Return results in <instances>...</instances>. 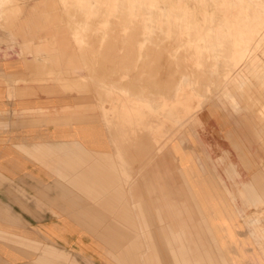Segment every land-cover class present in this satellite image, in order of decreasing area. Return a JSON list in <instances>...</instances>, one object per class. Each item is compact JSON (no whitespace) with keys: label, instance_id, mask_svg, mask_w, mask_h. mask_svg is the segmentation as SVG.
Returning a JSON list of instances; mask_svg holds the SVG:
<instances>
[{"label":"crops","instance_id":"1","mask_svg":"<svg viewBox=\"0 0 264 264\" xmlns=\"http://www.w3.org/2000/svg\"><path fill=\"white\" fill-rule=\"evenodd\" d=\"M8 1L0 0V17L4 14L8 18L4 23L16 43L26 42L22 38L37 35L34 27L42 26L34 22L38 14L31 12L19 19L15 11L20 10L15 8L8 16L1 9ZM258 30L257 34L264 29ZM4 39L0 36V174L25 192L19 206L7 200L11 212H19L26 220V226L22 227L24 234H11L28 243L43 244V249L31 255L14 248V243H0L6 247L0 250L1 261L106 264L110 247L141 244L168 246L175 250L173 255L174 250L169 249L173 256L180 254L183 259L189 255L188 238L181 237L183 230L176 234L168 229L173 227L174 203L180 208L183 221L190 183L201 189L190 192L193 202L205 204L219 202L210 197L212 192L206 187L215 189L217 181L224 179L225 171L231 174L228 187L232 193L237 192L242 182H251L264 190V131L255 116L227 118L202 111L197 116V142L191 145L189 138L186 142L181 140L180 152L174 154L170 142L160 149L159 139L165 136L168 142L201 105L200 100L196 104L194 100L190 108L189 96L184 95L182 86L181 94L172 97L136 95L125 88L124 92L115 93L116 98L109 97L106 107L101 104L99 114L85 113L82 118L77 113L74 95L60 93L51 85L26 81L39 74V70L29 65L27 56L20 54L21 46L14 50ZM24 45L34 54L47 50L45 44ZM243 46L240 44L236 50L241 53L240 61L253 52L251 45L248 44L247 52ZM54 49L49 47L53 53L43 58H55ZM222 90L226 100L238 103L228 87L223 86ZM160 98L162 102L158 101ZM135 99L139 101L133 102ZM138 103L144 105L136 106ZM138 107H142L143 114ZM135 109L139 116H134ZM146 116H152L154 121H147ZM164 122L169 125L167 130L172 129L171 134L162 130ZM140 127L156 136L157 148L146 145ZM209 164L215 171L211 175L206 174ZM200 193L206 197L200 198ZM234 202L241 201L236 196ZM202 223L210 226L208 220ZM142 230L149 231L150 242H141ZM157 230H164L165 234L172 231L180 242L174 243L168 236L163 238L164 243L160 239L158 242L156 236L153 238V231ZM229 231L231 236L225 230H214L228 260L255 263L261 259L250 232L234 227ZM164 256L166 263L175 261L166 252ZM154 260L157 264L162 261L158 257Z\"/></svg>","mask_w":264,"mask_h":264},{"label":"rangeland","instance_id":"2","mask_svg":"<svg viewBox=\"0 0 264 264\" xmlns=\"http://www.w3.org/2000/svg\"><path fill=\"white\" fill-rule=\"evenodd\" d=\"M219 1L171 0L172 4L157 5V0H9L1 7L4 13L9 16L19 8V12L15 11L16 17L22 19L35 12L38 18L34 22L42 26L34 27L37 35H25L31 39L24 37L22 39L26 42L16 43L8 33V26L4 23L8 18L3 14L0 36L14 50L21 46L20 54L27 56L29 65L39 70V74L26 81L51 85L60 93L74 95L77 113L82 118L85 113L99 114V106L106 107L107 99L124 92L125 88L136 95L172 97L181 94V86H184L183 93L189 96L190 108L194 100L195 104L200 100L201 105L175 136H171L168 142L162 136L158 142L160 149L170 142L176 154L180 152L181 140L186 142L189 138L191 145L197 142V116L202 111L227 118L253 115L260 130L264 131V4L261 0ZM176 11L178 16L174 15ZM257 29L263 32L257 34ZM27 43L45 44L47 50L34 54L26 49L24 44ZM240 44H244V52L249 49L247 44L253 48L250 56L241 61V53L236 52ZM49 47L55 48V58H43L53 53ZM223 86L228 87L237 104L226 100ZM143 110L148 111L147 108ZM146 120L154 121L152 116H146ZM167 126L168 123L164 122L162 130H167ZM168 131L171 134L172 129ZM141 137L146 145L156 147L153 133L141 128ZM230 168L234 173L231 165ZM209 169L206 174L215 173L211 164ZM224 174L215 189L206 187L212 192L210 197L219 202H193L190 192L201 189L190 183L183 221L180 208L173 204V227L168 230H174L176 234L183 230L181 237L188 238L189 243L188 257L181 259L180 254L175 257V250L164 245H116L109 248L106 264H141V261L157 264L155 257L162 260L158 264H264V190L251 182H242L237 192L232 193L228 187L231 174L226 171ZM24 195L23 188L12 185L11 180L0 174V243H14V248L32 255L42 252L43 244L28 243V240L11 234L25 233L22 227L26 226V220L19 212L10 210V202L19 206ZM236 196L240 203L234 202ZM199 197L206 196L200 193ZM213 206L220 209H213ZM13 209L16 210L15 205ZM203 220H208L210 226H204ZM233 227L250 232L259 248L260 260L255 263L228 260L229 256L223 251L214 230H225L231 236L229 230ZM140 233L142 243L150 242L149 231ZM172 233L153 231V238L156 236L158 242L160 239L164 243L163 238L168 236L174 243L175 240L180 242ZM5 248L0 246V250ZM156 248L159 256H155ZM169 249L174 250L173 255ZM165 252L175 261H163ZM74 263L88 264L83 261ZM0 264L7 263L0 260ZM29 264L70 263L62 260L32 261Z\"/></svg>","mask_w":264,"mask_h":264},{"label":"bare ground","instance_id":"3","mask_svg":"<svg viewBox=\"0 0 264 264\" xmlns=\"http://www.w3.org/2000/svg\"><path fill=\"white\" fill-rule=\"evenodd\" d=\"M151 1V0H150ZM155 1V0H154ZM225 0H220L219 2H224ZM85 2V1H84ZM210 2H212V3H215L216 2V0H210ZM165 3H171L172 4V2H171V0H157V5H164ZM261 3H263L264 4V0H261ZM64 4V3H63ZM254 4V3H253ZM262 4V5H263ZM97 5V4H96ZM254 6V5H253ZM84 7V6H83ZM93 11V10H92ZM161 12V11H160ZM160 12H158V14L157 15H159L160 14ZM85 15V14H84ZM162 15V14H161ZM174 15L175 16H178V13H177V11L174 13ZM261 18V17H260ZM264 18V17H263ZM262 18V19H263ZM263 25V24H262ZM253 29V28H252ZM100 31V30H99ZM102 31V30H101ZM107 31V30H106ZM84 34H86V33H84ZM248 45V44H247ZM244 47V46H243ZM249 47V46H248ZM192 78V77H191ZM140 86V85H139ZM143 86V85H142ZM141 87V86H140ZM179 87V86H178ZM182 87H184V86H182ZM187 88V87H186ZM190 89V88H189ZM126 90V89H125ZM156 90V89H155ZM178 90V89H177ZM186 90V89H185ZM153 92V91H152ZM155 92V91H154ZM189 93H190V91H189ZM189 93H187V94H189ZM128 94V93H127ZM130 94V93H129ZM175 94H176V92H175ZM192 94V93H191ZM124 95V94H123ZM126 96V95H125ZM124 96V98H126ZM117 97H120V95L119 96H117ZM130 97V96H129ZM132 97V96H131ZM116 98V97H115ZM114 98V99H115ZM133 98V97H132ZM137 98V97H136ZM113 99V100H114ZM120 99V98H119ZM142 99V98H141ZM140 99V101L142 102V100ZM157 99V98H156ZM111 100V99H110ZM122 101H123V99H121ZM133 100V99H132ZM136 101H133V102H138L139 100H137V99H135ZM144 100V99H143ZM119 101V100H118ZM125 101H126V99H125ZM131 101V100H130ZM149 101H151V100H149ZM153 101V100H152ZM158 101H161L162 102V98H160ZM110 102H112V101H110ZM116 102V101H115ZM128 101H126V103H127ZM144 102V101H143ZM117 103V102H116ZM115 103V104H116ZM130 103H132V102H130ZM145 103H147L146 101H145ZM149 103V102H148ZM147 103V104H148ZM151 103V105H153L152 104V102H150ZM118 104V103H117ZM116 104V105H117ZM129 104V103H128ZM139 104V105H138ZM136 106H141L143 103H141V105H140V103H138ZM157 104L158 105H160L161 103H159V102H157ZM156 104V105H157ZM124 105V104H123ZM144 105V104H143ZM149 105V104H148ZM148 105H146V106H148ZM157 105V106H158ZM162 105V104H161ZM132 106V105H131ZM120 108H122L121 106H119ZM133 107V106H132ZM144 107V106H143ZM152 107V106H151ZM134 108V107H133ZM132 108V109H133ZM135 108H137V107H135ZM139 109H141V111H140V114H143V113H141L142 112V107L140 108V107H138ZM149 108V107H148ZM152 108H155V106L154 107H152ZM131 109V108H130ZM122 110H124V109H122ZM136 110V109H135ZM152 110V109H151ZM114 111H115V109H114ZM157 111V110H156ZM136 112H137V110H136ZM147 113H148V111H147ZM152 113H154V112H152ZM135 114L137 115V116H139L140 114H139V112H137V113H134V116H135ZM139 114V115H138ZM145 114V113H144ZM146 115V114H145ZM149 115V114H148ZM154 115V114H153ZM155 116V115H154Z\"/></svg>","mask_w":264,"mask_h":264}]
</instances>
